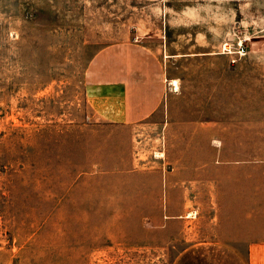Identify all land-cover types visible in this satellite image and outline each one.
<instances>
[{
  "label": "rangeland",
  "instance_id": "obj_1",
  "mask_svg": "<svg viewBox=\"0 0 264 264\" xmlns=\"http://www.w3.org/2000/svg\"><path fill=\"white\" fill-rule=\"evenodd\" d=\"M129 41L167 92L123 128L85 74ZM261 191L264 0H0V264H173Z\"/></svg>",
  "mask_w": 264,
  "mask_h": 264
},
{
  "label": "crops",
  "instance_id": "obj_2",
  "mask_svg": "<svg viewBox=\"0 0 264 264\" xmlns=\"http://www.w3.org/2000/svg\"><path fill=\"white\" fill-rule=\"evenodd\" d=\"M164 75L159 55L144 43L108 45L88 64L87 102L101 123L139 127L162 107ZM243 194L228 208L219 239L189 246L173 264H264V192L258 203Z\"/></svg>",
  "mask_w": 264,
  "mask_h": 264
}]
</instances>
